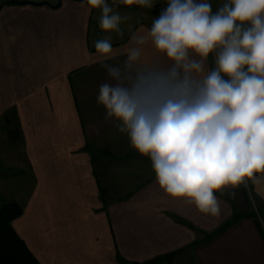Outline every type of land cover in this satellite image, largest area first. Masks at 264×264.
I'll return each instance as SVG.
<instances>
[{"label":"crops","instance_id":"1","mask_svg":"<svg viewBox=\"0 0 264 264\" xmlns=\"http://www.w3.org/2000/svg\"><path fill=\"white\" fill-rule=\"evenodd\" d=\"M94 13L87 0H0V123L14 107L20 141L8 144L29 170L26 185L11 157L0 160L16 169L0 180V208L22 211L16 236L38 264H152L170 254L153 264H264L254 220L264 226V172L245 178L248 192L216 193L211 216L168 197L152 169L124 156L127 135L96 103L107 77L95 52L100 13L90 40ZM130 35L113 44L118 60ZM146 55L156 59L150 46Z\"/></svg>","mask_w":264,"mask_h":264},{"label":"clouds","instance_id":"2","mask_svg":"<svg viewBox=\"0 0 264 264\" xmlns=\"http://www.w3.org/2000/svg\"><path fill=\"white\" fill-rule=\"evenodd\" d=\"M121 3L150 9L156 0ZM87 4L100 10L102 32L123 36L125 18L107 0ZM142 31L123 60L110 35L95 42L107 77L96 103L168 197L216 216V193L264 172V0H223L215 11L211 0H166Z\"/></svg>","mask_w":264,"mask_h":264},{"label":"rangeland","instance_id":"3","mask_svg":"<svg viewBox=\"0 0 264 264\" xmlns=\"http://www.w3.org/2000/svg\"><path fill=\"white\" fill-rule=\"evenodd\" d=\"M107 2L113 7L114 11L119 12L121 14V16L125 18L123 20V22L121 23V26H120L121 31L123 32V36L121 37L120 35H118L116 33H110V34L104 33L99 29V33H97L96 37L99 40V39H101V37L103 39L106 36L110 35L113 44L126 42L128 36L133 32V30H135V28H137V26H139L141 24L145 28L150 27L151 20L154 17L159 15L161 8L164 7L166 4V1L156 0L155 6H157L156 4L158 3V6L156 7V9L158 8V12H153V9L155 6L150 8V9L149 8H141V7H138L137 9H133L131 6L125 7L121 3V0H107ZM211 2L213 3V10L215 11L217 5L221 2H223V0H211ZM95 13H100V10L95 9ZM95 13L92 17V23H91V29H90V40L93 38V35L95 34V31H96ZM91 44H92V40H91ZM209 59L212 60V56H210ZM77 100H78V104H79L80 101H79L78 97H77ZM14 109H15L14 107L13 108L10 107L7 109V111H5V113L7 112L6 115H7V117H9L10 120L7 119L6 115H3L2 119H1L0 130L4 133H2V132L0 133V160H5V159L11 157V159L15 162V165H16L15 167H17V169H22L25 171L22 178H23L24 184L27 185L28 177L25 175L29 173V170L26 167V163H25V159H24V153L22 151L20 152L18 149L17 150L11 149V146L8 144L9 141H14V139H15L13 132H15L16 124L14 122V120H15L14 115H13L14 113L12 112V111H14ZM7 120H8V123L7 124L4 123V121L7 122ZM15 135L17 137L16 133H15ZM15 141L18 142L20 140L15 139ZM124 156L127 159L133 158V160H136L139 158V160H141V161H139V160L135 161L136 163H138L137 165L139 167L144 165V166H147L149 169H152L150 160L147 157H143V156L139 155L131 146H130V149H128L125 152ZM139 162H141V163L139 164ZM15 170H16L15 168L4 170L2 165H0V180L8 178V174L10 172L15 171ZM8 183H10V182H8ZM246 186L248 187L247 183H246ZM244 187H245V185H244ZM247 189L248 188L245 187L246 191H247ZM247 196H248V193H247ZM248 201L251 204L249 196H248ZM11 203H13V202H11ZM7 204H10V203H7Z\"/></svg>","mask_w":264,"mask_h":264},{"label":"trees","instance_id":"4","mask_svg":"<svg viewBox=\"0 0 264 264\" xmlns=\"http://www.w3.org/2000/svg\"><path fill=\"white\" fill-rule=\"evenodd\" d=\"M11 4L26 5L28 3L12 2ZM43 4L44 3L35 4V5H43ZM53 8H57V5L53 6ZM153 12H158V10L154 8ZM13 133L15 137V132ZM240 186L244 190V184L242 183ZM21 214H22L21 208L15 203L6 204L0 208V264H38V262L29 253L23 242L16 236V234L11 228L12 221H14L16 218L21 216ZM247 216H252V215H247ZM241 217L242 216H238L233 220H236L237 218H241ZM254 220L257 225V231L264 244V226L260 224L258 219H256L255 217ZM173 256H174L173 254L165 255L163 257L154 260L153 263L171 259ZM117 258L119 263L123 262V260L120 257Z\"/></svg>","mask_w":264,"mask_h":264},{"label":"water","instance_id":"5","mask_svg":"<svg viewBox=\"0 0 264 264\" xmlns=\"http://www.w3.org/2000/svg\"><path fill=\"white\" fill-rule=\"evenodd\" d=\"M131 7H132L133 9H137L139 6L132 5Z\"/></svg>","mask_w":264,"mask_h":264}]
</instances>
